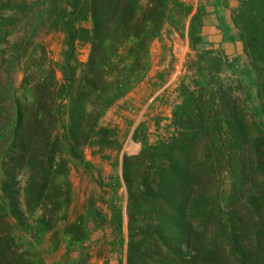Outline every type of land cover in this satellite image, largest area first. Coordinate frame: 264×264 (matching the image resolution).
<instances>
[{"label": "trees", "instance_id": "trees-1", "mask_svg": "<svg viewBox=\"0 0 264 264\" xmlns=\"http://www.w3.org/2000/svg\"><path fill=\"white\" fill-rule=\"evenodd\" d=\"M26 2L0 0L1 11L13 13L0 19L18 22L30 10ZM237 3L230 18L256 75L264 117V0ZM67 6L56 18L65 48L60 79L53 70L24 73L22 93L3 97L11 117L0 129V264H45L27 251L48 236L54 250L84 248L90 231L82 216L69 218L67 173L90 167L86 148L120 149L118 131L101 127L100 119L142 82L152 42L191 12L180 0H68ZM202 20L199 11L189 19L195 55L172 109L175 134L153 145L142 140L138 154L122 155L121 179L108 186L104 203L109 217L92 221L112 228V244L125 245V264H264V129L238 95L242 88L221 78L230 59L223 49H196L205 42ZM81 21L89 27H76ZM77 44L88 46L85 63ZM122 186L124 209L116 199Z\"/></svg>", "mask_w": 264, "mask_h": 264}, {"label": "rangeland", "instance_id": "rangeland-1", "mask_svg": "<svg viewBox=\"0 0 264 264\" xmlns=\"http://www.w3.org/2000/svg\"><path fill=\"white\" fill-rule=\"evenodd\" d=\"M180 1L191 8L190 14L180 17L181 25L178 29L172 30L169 27L161 39L152 42L150 68L142 82L120 97L107 109L99 121L101 127L114 128L118 131L120 149L97 153L94 149L86 148L84 156L90 163V167L84 170L81 166H71L67 173L72 193L69 218L73 220L82 216L90 231L84 248L67 252L65 245L62 244L54 250L48 236L39 247L30 248L27 256L35 255L45 264L76 262L78 264H125V245L120 247L112 244L115 240L112 228L101 222L95 225L92 221L101 219L100 216L109 217L104 203L111 196L108 186L114 179H121L122 155L138 154L142 140L153 145L175 134L171 122L172 109L179 103V85L190 74L186 66L195 55L189 47L187 30L191 15L197 11L203 15L202 32L205 42L197 45L196 49L225 52L230 59L224 66L225 70L221 78L242 88L238 95L241 98L246 97V109L249 115L264 129V117L256 94L257 78L246 58L238 31L233 26L231 18V28H229L223 25L221 15L215 18L212 12L213 18L209 21L211 30L208 31L204 25L205 7L213 6L212 0ZM222 1L223 11L225 10L230 17L231 11L238 5L237 0ZM67 2L68 0H27L30 10H27V15L19 18L18 22L13 24L0 19V129L6 127L11 117L10 106L3 97L12 94L19 96L22 93L21 83L24 73L34 72L44 76L48 71L53 70L56 79H60L57 65H60L64 59L65 48L62 44L63 34L57 27L56 18L60 12L69 11ZM1 6L0 17L12 16L11 12L1 11ZM89 25L88 21L75 23L76 27L81 28H88ZM223 44H227L226 48H221ZM76 50L79 62L85 63L88 57V46L77 44ZM155 92L158 93L153 96ZM26 177L24 172L17 177L22 203ZM221 186L225 191L228 183L223 182ZM125 198V188L122 186L117 190L116 199L117 204L123 209ZM37 215L32 219H35ZM124 222L126 225L125 217ZM125 242L124 236V244Z\"/></svg>", "mask_w": 264, "mask_h": 264}, {"label": "crops", "instance_id": "crops-1", "mask_svg": "<svg viewBox=\"0 0 264 264\" xmlns=\"http://www.w3.org/2000/svg\"><path fill=\"white\" fill-rule=\"evenodd\" d=\"M213 2V6H210V7H205V10H206V16H205V19H204V25L206 26V30H211V27H209L210 23L209 21L212 20L213 17L217 18L216 16H220L221 18V21L223 23V25L231 28V24H230V17L228 15V13L225 12V10L223 11L224 8H222V0H212ZM214 12L215 16L211 15V13ZM208 13V14H207ZM205 29V28H204ZM162 90H164V87H162ZM159 92V91H158ZM158 92H155L153 94V96H156ZM152 96V97H153Z\"/></svg>", "mask_w": 264, "mask_h": 264}]
</instances>
